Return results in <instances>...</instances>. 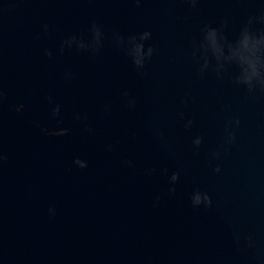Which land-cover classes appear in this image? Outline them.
Masks as SVG:
<instances>
[{
  "label": "water",
  "instance_id": "1",
  "mask_svg": "<svg viewBox=\"0 0 264 264\" xmlns=\"http://www.w3.org/2000/svg\"><path fill=\"white\" fill-rule=\"evenodd\" d=\"M0 264H264V0H0Z\"/></svg>",
  "mask_w": 264,
  "mask_h": 264
},
{
  "label": "clouds",
  "instance_id": "2",
  "mask_svg": "<svg viewBox=\"0 0 264 264\" xmlns=\"http://www.w3.org/2000/svg\"><path fill=\"white\" fill-rule=\"evenodd\" d=\"M194 143H195L196 145H199V144H200V140L197 139V140L194 141ZM216 170L219 171V169H216ZM173 178L175 179L176 177L174 176ZM200 203H201L200 198L197 197V199H196V201H195V205H199ZM210 203H211V202H210V199H209L208 195L205 194L204 197H203V204H204V206L207 207V206L210 205ZM195 205H194V206H195Z\"/></svg>",
  "mask_w": 264,
  "mask_h": 264
}]
</instances>
